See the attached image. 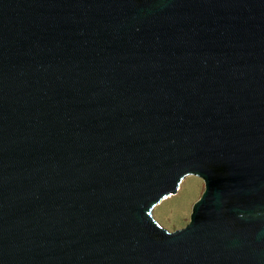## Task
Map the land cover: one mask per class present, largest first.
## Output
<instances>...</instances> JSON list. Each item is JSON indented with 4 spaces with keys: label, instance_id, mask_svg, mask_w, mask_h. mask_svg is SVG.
Wrapping results in <instances>:
<instances>
[{
    "label": "water",
    "instance_id": "water-1",
    "mask_svg": "<svg viewBox=\"0 0 264 264\" xmlns=\"http://www.w3.org/2000/svg\"><path fill=\"white\" fill-rule=\"evenodd\" d=\"M0 264H264V0H0Z\"/></svg>",
    "mask_w": 264,
    "mask_h": 264
},
{
    "label": "rangeland",
    "instance_id": "rangeland-1",
    "mask_svg": "<svg viewBox=\"0 0 264 264\" xmlns=\"http://www.w3.org/2000/svg\"><path fill=\"white\" fill-rule=\"evenodd\" d=\"M205 190L204 178L187 176L177 194L165 198L153 208V218L169 231L183 229L191 223L192 208L202 198Z\"/></svg>",
    "mask_w": 264,
    "mask_h": 264
}]
</instances>
